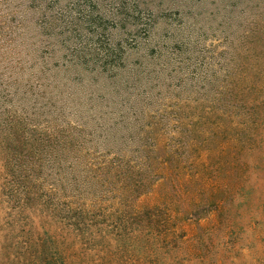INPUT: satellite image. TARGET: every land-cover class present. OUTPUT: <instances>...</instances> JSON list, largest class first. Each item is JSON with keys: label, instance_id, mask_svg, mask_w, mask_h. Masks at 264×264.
I'll return each mask as SVG.
<instances>
[{"label": "trees", "instance_id": "16d2710c", "mask_svg": "<svg viewBox=\"0 0 264 264\" xmlns=\"http://www.w3.org/2000/svg\"><path fill=\"white\" fill-rule=\"evenodd\" d=\"M170 1L182 27L150 29L132 47L144 62L122 60L129 29L104 46L113 70L130 68L114 72L107 125L0 126L3 186L35 264H250L245 239L264 234V0ZM115 3L122 24L123 7L164 8Z\"/></svg>", "mask_w": 264, "mask_h": 264}, {"label": "rangeland", "instance_id": "374dc122", "mask_svg": "<svg viewBox=\"0 0 264 264\" xmlns=\"http://www.w3.org/2000/svg\"><path fill=\"white\" fill-rule=\"evenodd\" d=\"M92 1L0 0V126L6 123L44 135L48 127L61 122L84 123L93 129L107 125L110 110L119 109L108 100L121 92L114 72L125 77L130 70L123 63L113 70L117 61L104 52L113 30L129 29L122 60L134 63L147 57L132 47L143 43L150 29L182 27L174 1L147 0L164 7L155 17L147 8L123 7L132 16L130 24L113 16L118 12L115 0H94V9ZM90 11L94 18L89 19ZM99 60L108 62L103 70L96 65ZM103 135L97 130L92 136L103 139ZM38 169L42 175L47 172L43 155ZM3 173L0 161V264H35L33 256L25 254L22 242L30 224L22 225V216L11 206ZM250 233L242 258L250 264H264V234L256 226ZM32 242L37 244L40 239L33 236Z\"/></svg>", "mask_w": 264, "mask_h": 264}]
</instances>
